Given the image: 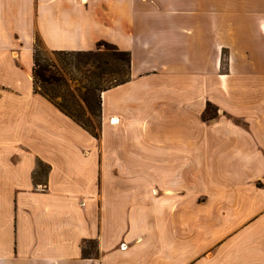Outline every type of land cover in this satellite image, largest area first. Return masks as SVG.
I'll list each match as a JSON object with an SVG mask.
<instances>
[{"label":"crops","instance_id":"obj_1","mask_svg":"<svg viewBox=\"0 0 264 264\" xmlns=\"http://www.w3.org/2000/svg\"><path fill=\"white\" fill-rule=\"evenodd\" d=\"M39 40L130 53L97 137ZM0 264H264V0H0Z\"/></svg>","mask_w":264,"mask_h":264},{"label":"trees","instance_id":"obj_2","mask_svg":"<svg viewBox=\"0 0 264 264\" xmlns=\"http://www.w3.org/2000/svg\"><path fill=\"white\" fill-rule=\"evenodd\" d=\"M57 55H70L76 58V69L84 74L82 82V93L79 98L86 108L94 116L98 118L96 124L92 123L90 118H82L84 111L80 109L78 114L69 111V107L65 102L57 103L50 97L49 89H54L53 83L56 81L51 74L48 75L46 65L40 64L38 49L34 47L32 69L33 85L35 91L49 99L63 113L72 118L80 126L97 137V129L99 127V109H100V93L112 86L124 83L129 76L130 53L120 50L116 45L100 41L96 44V48L88 51H53ZM83 68H81V67ZM105 84V85H103ZM39 85V86H38ZM80 90V89H79ZM96 91L99 95L96 96ZM211 108V107H210ZM209 106L206 108L204 118H212L214 114L206 115ZM89 250H84V255L90 254L96 247L94 241L89 242ZM98 254L96 253V257Z\"/></svg>","mask_w":264,"mask_h":264},{"label":"rangeland","instance_id":"obj_3","mask_svg":"<svg viewBox=\"0 0 264 264\" xmlns=\"http://www.w3.org/2000/svg\"><path fill=\"white\" fill-rule=\"evenodd\" d=\"M36 44L40 64L46 65V73L48 75L51 74V78L53 77L56 80L53 83L54 89H49L50 97H52L57 103L65 102L66 107L68 106L69 111L72 113L78 114L80 109H82L84 111L82 118H90L91 122L96 124L98 122V118L90 113V111L86 108V105L79 99L82 93L81 80H83L84 74L81 70L76 69V58L70 55L59 56L53 51L46 49L40 40L37 41ZM97 95H99L98 91H96V96ZM214 113H216L215 108L209 107V111L206 115ZM39 171L40 168L37 170V174L35 175L36 178L40 177L38 175Z\"/></svg>","mask_w":264,"mask_h":264}]
</instances>
